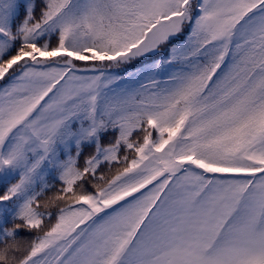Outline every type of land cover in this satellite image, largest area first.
Wrapping results in <instances>:
<instances>
[{
  "label": "snow or ice",
  "instance_id": "obj_1",
  "mask_svg": "<svg viewBox=\"0 0 264 264\" xmlns=\"http://www.w3.org/2000/svg\"><path fill=\"white\" fill-rule=\"evenodd\" d=\"M0 264H264V0H0Z\"/></svg>",
  "mask_w": 264,
  "mask_h": 264
}]
</instances>
